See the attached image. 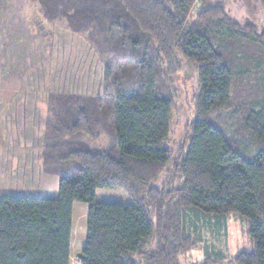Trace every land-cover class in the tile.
Wrapping results in <instances>:
<instances>
[{
	"label": "trees",
	"instance_id": "obj_1",
	"mask_svg": "<svg viewBox=\"0 0 264 264\" xmlns=\"http://www.w3.org/2000/svg\"><path fill=\"white\" fill-rule=\"evenodd\" d=\"M32 2L85 35L106 57L105 77L123 65V81L110 130L95 99L55 97L52 152L41 158L59 177L58 197L0 196V264H69L74 202L89 205L81 264H188L199 251L191 264H264V26L234 18L223 0L199 10V0ZM185 68L196 92L173 151L172 82ZM101 128L111 147L78 140ZM102 188L133 203L96 202ZM229 219L248 246L232 257L202 251L201 234L215 246Z\"/></svg>",
	"mask_w": 264,
	"mask_h": 264
},
{
	"label": "rangeland",
	"instance_id": "obj_2",
	"mask_svg": "<svg viewBox=\"0 0 264 264\" xmlns=\"http://www.w3.org/2000/svg\"><path fill=\"white\" fill-rule=\"evenodd\" d=\"M214 1L199 0L197 10ZM223 1L234 18L249 19L258 28L264 26L261 0ZM105 60L84 34L68 29L64 18L47 21L32 0H0V196L58 197L59 177L45 168L41 158L45 151L52 152L48 146L52 142L46 136L54 118L55 97L85 95L95 99L93 106H100L99 112L110 130V104L121 89L119 68L124 66H111V73L105 77ZM125 72L130 75L135 70L129 64ZM172 91L175 111L168 147L175 151L192 118L194 72L183 69L174 77ZM78 140L97 149H107L114 143L113 135L104 128L97 130L95 136L83 135ZM94 198L103 203H133L119 189H97ZM88 209L85 202L72 204L69 264H81L79 255L86 243ZM201 239L202 251L214 249L229 257L248 246L244 226L234 219H229L226 235L218 236L215 246L209 235L201 234ZM201 259V251L198 255L193 253L188 264Z\"/></svg>",
	"mask_w": 264,
	"mask_h": 264
},
{
	"label": "water",
	"instance_id": "obj_3",
	"mask_svg": "<svg viewBox=\"0 0 264 264\" xmlns=\"http://www.w3.org/2000/svg\"><path fill=\"white\" fill-rule=\"evenodd\" d=\"M84 259V256H83V254L81 253L80 255H79V260H83Z\"/></svg>",
	"mask_w": 264,
	"mask_h": 264
},
{
	"label": "bare ground",
	"instance_id": "obj_4",
	"mask_svg": "<svg viewBox=\"0 0 264 264\" xmlns=\"http://www.w3.org/2000/svg\"><path fill=\"white\" fill-rule=\"evenodd\" d=\"M24 113V112H23Z\"/></svg>",
	"mask_w": 264,
	"mask_h": 264
}]
</instances>
